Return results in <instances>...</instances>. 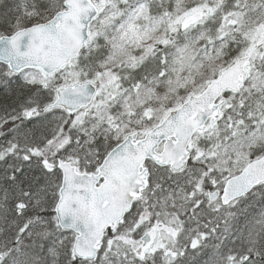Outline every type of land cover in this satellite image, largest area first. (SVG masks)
Here are the masks:
<instances>
[{"label": "snow or ice", "instance_id": "snow-or-ice-1", "mask_svg": "<svg viewBox=\"0 0 264 264\" xmlns=\"http://www.w3.org/2000/svg\"><path fill=\"white\" fill-rule=\"evenodd\" d=\"M0 264H264V0H0Z\"/></svg>", "mask_w": 264, "mask_h": 264}]
</instances>
